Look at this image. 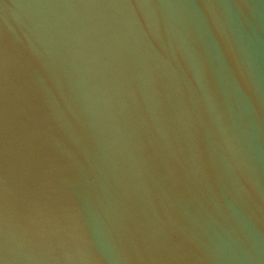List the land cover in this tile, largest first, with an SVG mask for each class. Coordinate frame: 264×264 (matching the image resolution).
Listing matches in <instances>:
<instances>
[{"label": "water", "instance_id": "95a60500", "mask_svg": "<svg viewBox=\"0 0 264 264\" xmlns=\"http://www.w3.org/2000/svg\"><path fill=\"white\" fill-rule=\"evenodd\" d=\"M0 264H264V0H0Z\"/></svg>", "mask_w": 264, "mask_h": 264}]
</instances>
